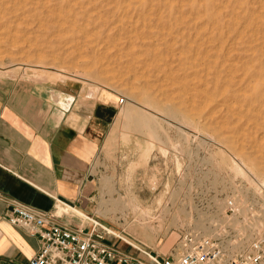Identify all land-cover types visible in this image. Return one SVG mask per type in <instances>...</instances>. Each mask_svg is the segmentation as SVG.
<instances>
[{
    "label": "rangeland",
    "instance_id": "374dc122",
    "mask_svg": "<svg viewBox=\"0 0 264 264\" xmlns=\"http://www.w3.org/2000/svg\"><path fill=\"white\" fill-rule=\"evenodd\" d=\"M2 77L115 100L88 177L96 216L58 204L106 226L116 246L147 258L176 252L188 230L231 229L241 247L253 236L264 0H0Z\"/></svg>",
    "mask_w": 264,
    "mask_h": 264
},
{
    "label": "crops",
    "instance_id": "0c3cea01",
    "mask_svg": "<svg viewBox=\"0 0 264 264\" xmlns=\"http://www.w3.org/2000/svg\"><path fill=\"white\" fill-rule=\"evenodd\" d=\"M16 85L0 78V264H29L39 247L37 234L8 221L9 197L51 211L49 222L91 225L55 212L62 203L96 216L88 177L117 109L104 95Z\"/></svg>",
    "mask_w": 264,
    "mask_h": 264
},
{
    "label": "built area",
    "instance_id": "2783aa9c",
    "mask_svg": "<svg viewBox=\"0 0 264 264\" xmlns=\"http://www.w3.org/2000/svg\"><path fill=\"white\" fill-rule=\"evenodd\" d=\"M122 101L120 97L119 102ZM261 191L256 185L253 193ZM8 202V221L39 236V247L29 264H264V209L257 217L253 236L243 247L239 245L242 237L231 229L223 228L209 235L188 230L177 242L176 252L146 253L144 258L116 246L108 239L111 231L93 219L90 226L72 227L49 222L51 211L12 197ZM239 204V197L229 196L225 212L236 215Z\"/></svg>",
    "mask_w": 264,
    "mask_h": 264
},
{
    "label": "bare ground",
    "instance_id": "6f19581e",
    "mask_svg": "<svg viewBox=\"0 0 264 264\" xmlns=\"http://www.w3.org/2000/svg\"><path fill=\"white\" fill-rule=\"evenodd\" d=\"M74 210H76V209H74ZM64 212L65 214H66V212H67V209H63L62 207H60V205L58 204L57 205V210H56V212L55 213H57V214H61V212Z\"/></svg>",
    "mask_w": 264,
    "mask_h": 264
}]
</instances>
